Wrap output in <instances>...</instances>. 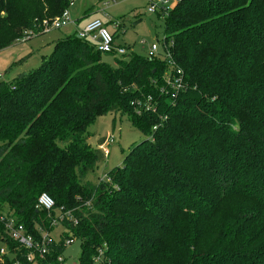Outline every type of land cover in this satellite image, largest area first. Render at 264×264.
Instances as JSON below:
<instances>
[{
    "label": "trees",
    "instance_id": "16d2710c",
    "mask_svg": "<svg viewBox=\"0 0 264 264\" xmlns=\"http://www.w3.org/2000/svg\"><path fill=\"white\" fill-rule=\"evenodd\" d=\"M68 8L0 0V52ZM157 15L163 55L128 52L111 66L72 35L37 69L0 80V264H64L68 240L81 244L79 264H264V0H179ZM109 113L145 138L96 183L106 157L88 128ZM43 194L50 211L37 209Z\"/></svg>",
    "mask_w": 264,
    "mask_h": 264
},
{
    "label": "rangeland",
    "instance_id": "374dc122",
    "mask_svg": "<svg viewBox=\"0 0 264 264\" xmlns=\"http://www.w3.org/2000/svg\"><path fill=\"white\" fill-rule=\"evenodd\" d=\"M109 1L111 4L107 7V5H104L106 4V0H75L74 4L68 8V13L71 21H77L78 26L69 25L63 29L53 30L33 37L30 41H22L13 50L16 51L15 54H17L18 50H20L18 52L26 51L28 47L34 50V54L32 53L22 64L14 66L15 70L10 75L6 74L7 66L4 68L2 65L3 59H0V80H13L19 73H28L37 69L41 65L42 57H49L52 54L54 49L53 44L58 35L72 28L81 32L91 19L100 20L106 26L108 32L115 36L117 25L121 20L124 21L119 35L115 38V47H123L131 53L147 56L150 53L151 45L156 44L159 47L158 54H165L166 19L159 17L157 13L149 14L147 12L148 3L146 0ZM169 1H171V9L176 4V1ZM52 20L51 18L45 21ZM170 46L171 43L169 42L168 47ZM114 59L111 55H102V61L111 66L116 65ZM25 70L26 72H23ZM88 132L91 135L89 143L93 148H96L102 139L111 137L113 140V143L108 146L109 155L106 156L104 163L96 170V176L101 179L97 177L93 179L92 177V180L96 183L104 180L102 179L104 173L122 167L129 148L132 145H138L145 138L143 134L133 128L128 116L123 113H109L101 116L95 124L88 128ZM64 232L65 227L59 224L54 227L50 238L55 243H59L60 236ZM80 252L81 244L79 241H74L70 245H67L62 256L65 260L64 264H79Z\"/></svg>",
    "mask_w": 264,
    "mask_h": 264
},
{
    "label": "built area",
    "instance_id": "2783aa9c",
    "mask_svg": "<svg viewBox=\"0 0 264 264\" xmlns=\"http://www.w3.org/2000/svg\"><path fill=\"white\" fill-rule=\"evenodd\" d=\"M69 3V7L72 6L75 2V0H67ZM176 3L179 2V0H175ZM148 3V9L147 12L150 13H161L162 15L167 14V12L170 10V1L169 0H146ZM110 1L106 0L107 7L110 5ZM73 22L70 19V15L68 13V9L63 12V14L59 17H56L52 21H44L41 24V34H45L47 32L53 31V30H60L63 29L69 25H71ZM122 27L121 22L117 25V30ZM25 36L21 41H27L33 37H36V34L32 31L25 32ZM78 37L84 40H90L92 42H95L97 44L98 50L107 55H111L117 58H120V56L126 55L129 51L126 48L123 47H115L114 42H115V37L108 32L106 26L100 21V20H93L90 22L84 30L78 33ZM165 50L168 47V45H164ZM159 52V47H157L156 44L151 45L150 53L147 55L150 59L152 57H156ZM159 55V54H158ZM167 55L170 59V65L171 67H174V63L171 61V57L169 55V52H167ZM174 68H171L170 70L168 69L167 73L164 75V78L166 79V83L168 86H170L172 89L175 91H178L179 89L182 88V72L181 71H176L174 72ZM151 103V101H150ZM147 109L151 108V104H146ZM113 143L112 138H106L105 142L97 146L103 154L106 156L109 155V149L108 146H110ZM106 181H109V178L104 176L103 178ZM54 208V201L48 196L43 194L39 201H38V206L37 209H45V210H52ZM63 218L60 219V221ZM8 229L10 230V235L12 239L16 242H19L21 245H23L27 249H31L34 246V240L32 239L31 236L27 235L24 231V229L19 226L15 227L13 225V222H10L8 224ZM49 237L47 234H43V243L41 245V250L39 252V256L42 258L46 253L47 250L45 248V245L47 242H49ZM74 240H68L67 245H70L73 243ZM3 253V251L1 252ZM29 260H32V257L30 256ZM64 259L60 257L58 259L59 263H63Z\"/></svg>",
    "mask_w": 264,
    "mask_h": 264
},
{
    "label": "crops",
    "instance_id": "0c3cea01",
    "mask_svg": "<svg viewBox=\"0 0 264 264\" xmlns=\"http://www.w3.org/2000/svg\"><path fill=\"white\" fill-rule=\"evenodd\" d=\"M171 2V1H170ZM93 20L91 19L90 21H89V23L90 22H92ZM88 23V24H89ZM78 23H77V21H75V22H73L71 25L73 26H78L77 25ZM70 25V26H71ZM78 31H76V30H74L73 28L72 29H69V30H67V31H65L63 34H60V35H58L57 37H56V39H55V41H54V44H53V46H55V44L58 42V41H60V40H62V39H64V38H66V37H69V36H72V35H78ZM119 35V34H118ZM117 35V36H118ZM32 39V38H31ZM31 39H29V41L31 40ZM28 41V40H27ZM22 41H19V42H17L16 43V45H14V46H12V47H10V48H8V49H6V50H4V51H1L0 52V57H2V58H0V59H3V63H2V65L4 66V68L6 67L7 68V70L9 69V68H11L14 64H16V63H18L19 61H22V60H24L25 58H28V57H30L31 55H32V53L34 54V50L32 49V48H30V47H28V49H26V51L24 50V51H21V52H18V51H20V50H18L17 51V54H15L16 53V51H13L14 49H16L17 48V45H19L20 43H21ZM114 57V56H113ZM44 57H42V59H43ZM115 58V57H114ZM23 62V61H22ZM22 62L20 63V64H22ZM42 63V62H41ZM19 64V65H20ZM16 66V65H15ZM7 70H6V74H8V75H10L11 73H13V71L15 70V68H13L11 71H8L7 72ZM18 72V71H17ZM23 72H26V70L25 71H23ZM20 74V73H19ZM5 78H8V77H5ZM15 78V77H14ZM13 78V79H14ZM6 81H11L10 79H6ZM105 174H107V173H104V176H105ZM104 176L102 177V179L104 178ZM97 178H99L98 176H97ZM99 179H101V178H99Z\"/></svg>",
    "mask_w": 264,
    "mask_h": 264
}]
</instances>
